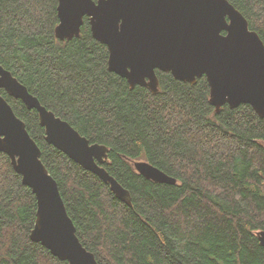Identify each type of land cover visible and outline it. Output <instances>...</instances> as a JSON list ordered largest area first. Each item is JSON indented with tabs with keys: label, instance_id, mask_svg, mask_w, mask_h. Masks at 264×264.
<instances>
[{
	"label": "trees",
	"instance_id": "trees-1",
	"mask_svg": "<svg viewBox=\"0 0 264 264\" xmlns=\"http://www.w3.org/2000/svg\"><path fill=\"white\" fill-rule=\"evenodd\" d=\"M264 43V0H228ZM57 0H0V65L90 143L130 195L44 139L37 112L0 94L40 149L75 233L97 264H264V117L248 104L218 111L204 76L195 83L156 69L155 92L107 69L108 51L83 17L79 36L60 40ZM145 161L174 184L151 181ZM31 190L0 152V264H67L29 238Z\"/></svg>",
	"mask_w": 264,
	"mask_h": 264
},
{
	"label": "water",
	"instance_id": "water-1",
	"mask_svg": "<svg viewBox=\"0 0 264 264\" xmlns=\"http://www.w3.org/2000/svg\"><path fill=\"white\" fill-rule=\"evenodd\" d=\"M56 13L54 33L60 40L78 37L87 16L92 37L107 48V69L130 87L155 92L156 69L191 84L204 76L216 111L224 104H248L264 117V43L228 0H57ZM0 88L37 112L48 144L97 175L116 198L130 203L129 192L100 165L107 161V147L90 143L1 65ZM0 152L35 196L29 238L67 264H97L76 236L57 183L40 160L39 147L1 94ZM133 167L151 181L175 183L145 161H135ZM256 237L264 248V231Z\"/></svg>",
	"mask_w": 264,
	"mask_h": 264
}]
</instances>
